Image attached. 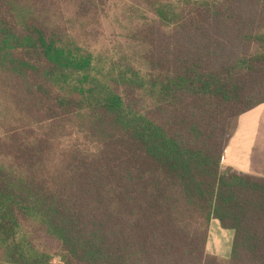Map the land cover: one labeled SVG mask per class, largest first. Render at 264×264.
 Returning a JSON list of instances; mask_svg holds the SVG:
<instances>
[{
  "label": "trees",
  "instance_id": "obj_1",
  "mask_svg": "<svg viewBox=\"0 0 264 264\" xmlns=\"http://www.w3.org/2000/svg\"><path fill=\"white\" fill-rule=\"evenodd\" d=\"M142 1L146 73L97 67L104 1L0 0V264H52L39 229L62 264H222L213 221L264 264V177L223 165L264 104V0Z\"/></svg>",
  "mask_w": 264,
  "mask_h": 264
},
{
  "label": "rangeland",
  "instance_id": "obj_2",
  "mask_svg": "<svg viewBox=\"0 0 264 264\" xmlns=\"http://www.w3.org/2000/svg\"><path fill=\"white\" fill-rule=\"evenodd\" d=\"M102 1L105 2L102 4L104 7L96 13V21L92 22L85 32L88 45L95 55L97 67L103 69L112 60H117L120 56H127L137 68L146 73L144 55L148 48L136 40L134 35L137 31L135 27L138 22L145 23L143 19L146 14H149L148 9L142 0ZM241 117L249 120V112ZM241 117L234 120L232 134L237 129ZM249 133L252 134L254 140H264V127L259 126ZM67 143L69 146H84L86 141L75 134L74 137L68 139ZM35 239L41 249L51 254L53 257L52 264H62L57 241L46 236L41 229L35 235ZM233 240L234 232L222 229L219 222L213 221L206 248L207 255L217 259L222 264H230Z\"/></svg>",
  "mask_w": 264,
  "mask_h": 264
},
{
  "label": "crops",
  "instance_id": "obj_3",
  "mask_svg": "<svg viewBox=\"0 0 264 264\" xmlns=\"http://www.w3.org/2000/svg\"><path fill=\"white\" fill-rule=\"evenodd\" d=\"M264 104L249 112V120L241 117L232 134L223 158V165L264 177V140H254L249 132L264 126Z\"/></svg>",
  "mask_w": 264,
  "mask_h": 264
}]
</instances>
